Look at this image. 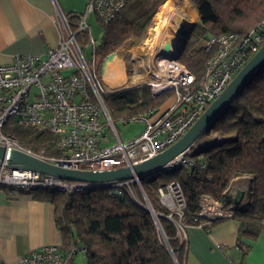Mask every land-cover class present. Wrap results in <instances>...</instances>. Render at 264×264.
<instances>
[{
  "label": "built area",
  "instance_id": "2783aa9c",
  "mask_svg": "<svg viewBox=\"0 0 264 264\" xmlns=\"http://www.w3.org/2000/svg\"><path fill=\"white\" fill-rule=\"evenodd\" d=\"M126 1L89 0L75 26L54 2L55 26L59 34L57 45L48 49L43 58L20 54L14 55L9 63L0 64L1 147L70 170L111 171L120 167L132 170L133 165L176 142L264 42V19L243 35L224 32L210 36L203 46L206 50L211 49L212 54L205 61L199 77L178 60L162 58L156 51L146 63L147 79L135 86L147 87L152 97L170 93L173 102L161 113L152 108L129 119H120L123 123L135 121L142 124L137 135L123 141L103 102V95L111 91L91 67L96 42L86 19L93 14L99 23H108ZM80 34L84 35L83 42L79 40ZM89 45L92 57L88 60L84 51ZM7 121L51 133L57 145L63 148V154L44 156L21 146L3 130ZM189 151L176 156L161 169L183 167L192 170L194 160L187 156ZM6 164L5 158L0 160V187L10 196L45 188L69 193L104 185L115 195L129 197L151 214L159 239L169 251L173 264H184L178 261L168 245L158 220L161 215L153 209L148 210L140 178L133 170L128 179L83 183L31 170L12 169ZM138 192L143 202H140ZM157 194L166 211L162 216L173 224L180 245L186 246L188 224L183 219L185 203L179 182L164 183L158 187ZM232 215V210L223 208L220 202L201 195L192 222L208 229L216 222L232 218ZM79 251L84 253L78 245L63 250L60 244H44L14 263L0 264H68Z\"/></svg>",
  "mask_w": 264,
  "mask_h": 264
},
{
  "label": "trees",
  "instance_id": "16d2710c",
  "mask_svg": "<svg viewBox=\"0 0 264 264\" xmlns=\"http://www.w3.org/2000/svg\"><path fill=\"white\" fill-rule=\"evenodd\" d=\"M166 0H127L108 23H99L101 37L93 50L91 67L100 77L102 63L110 54L146 36L153 16ZM199 20L194 23L178 61L199 77L212 50L203 46L210 36L230 32L245 34L264 19V0H188ZM72 26L77 15H67ZM84 35H79L82 41ZM83 42V41H82ZM202 43L198 45V43ZM169 93L152 97L147 87L134 86L103 95L113 122L129 119L147 109L157 108ZM21 146L44 156H60L63 148L54 135L7 121L4 129ZM198 149L191 151L195 144ZM187 153L193 169H161L140 177L142 190L152 209L160 214L159 224L168 245L184 263L186 246L180 245L173 224L163 217L157 189L164 183L179 182L185 207L183 219L193 224L199 197L206 195L233 212L238 224L236 246L242 258L249 246L241 239H256L264 233V63L214 117ZM203 164V167H200ZM245 176L248 182L243 200L234 201L232 181ZM54 206V219L61 234V248L78 245L84 249L86 264H173L169 251L159 239L151 214L129 197L93 185L69 193L51 188L31 192ZM140 202H143L138 192ZM70 263V262H69ZM68 263V264H69Z\"/></svg>",
  "mask_w": 264,
  "mask_h": 264
},
{
  "label": "crops",
  "instance_id": "0c3cea01",
  "mask_svg": "<svg viewBox=\"0 0 264 264\" xmlns=\"http://www.w3.org/2000/svg\"><path fill=\"white\" fill-rule=\"evenodd\" d=\"M88 1L0 0V64L9 63L14 55L20 54L43 58L47 50L58 43L54 2L66 15H77L79 18L85 12ZM182 2L187 4V8L192 12V23L197 22L199 16L196 9L188 0ZM89 17L95 26H99V22L93 14L87 16L91 31L92 23L89 22ZM178 20L187 24L184 18ZM151 24L152 20L150 26ZM150 26L147 28L148 32ZM142 40L130 39L124 50L133 51V47ZM98 41L95 40L96 44ZM119 51L108 55L101 66V79L104 82L112 77L111 80L116 82L113 83L115 87L126 82L125 78L119 82L115 77L114 68H121L122 74L124 73L123 60L119 58L122 54ZM172 102L173 98L169 93L156 108L157 112L165 111ZM239 177L232 181L231 187ZM245 188L243 186L232 189L233 197L236 191H240L239 200L242 201ZM237 232L238 224L232 218L216 222L208 229L193 224L187 225L184 264H264V233L254 240L241 239L249 246L248 253L242 258L241 250L236 246ZM61 243V234L55 223L54 206L51 203L29 192H17L10 196L0 187V262L14 263L41 245ZM74 258L75 255L72 257V264L76 262Z\"/></svg>",
  "mask_w": 264,
  "mask_h": 264
},
{
  "label": "water",
  "instance_id": "95a60500",
  "mask_svg": "<svg viewBox=\"0 0 264 264\" xmlns=\"http://www.w3.org/2000/svg\"><path fill=\"white\" fill-rule=\"evenodd\" d=\"M194 23L179 25L173 30L174 36L179 40L164 39L157 54L165 59L178 60L180 54L186 47ZM264 63V42L258 50L251 55L247 62L238 70L221 93L213 99L198 119L187 129V131L172 145L155 156L143 160L132 166V170L138 178L151 174L161 168L176 156L189 150L199 136L209 126L214 117L230 101L235 93L244 86L253 73ZM7 160L6 166L12 169L31 170L42 174L55 176L59 179L83 182V183H106L131 178L133 175L129 167H120L111 171H78L65 169L44 160L30 156L24 152L9 149L5 150L0 146V160ZM241 196L236 191L234 201L237 202ZM148 210H152L149 201H145ZM147 209V208H145ZM153 212V211H152Z\"/></svg>",
  "mask_w": 264,
  "mask_h": 264
},
{
  "label": "rangeland",
  "instance_id": "374dc122",
  "mask_svg": "<svg viewBox=\"0 0 264 264\" xmlns=\"http://www.w3.org/2000/svg\"><path fill=\"white\" fill-rule=\"evenodd\" d=\"M162 6V5H161ZM160 6V7H161ZM187 4H183L182 0L181 2L177 0L172 1L171 9L172 14L170 17L166 20V23L164 24V30L157 32V30H152L154 26V22H156L158 18V11L156 15L154 16L152 20V24L149 28V32L147 31L145 38L133 47V51H126L124 48L119 51L122 55V57H119L123 60L124 64V78L126 79V82L123 83L121 86H114L113 83H116L114 80H104L105 87H107L111 92L118 91L123 88H130L134 87L136 83H140L142 81H145L147 79V72H146V63L149 59V57L154 54L156 51L160 49V45L164 39H170V40H177L179 41L173 34V30L180 25V23L175 24L174 20L177 21L178 18H184L185 21H187V24L192 23L193 16L192 12L189 10V7L187 8ZM159 7V8H160ZM176 17V19H174ZM89 22L92 23L91 17H89ZM184 23H181L183 25ZM99 25V23H98ZM185 25V24H184ZM91 35L92 37L98 41V39L101 36V28L100 26H95L93 23L91 25ZM167 31V32H166ZM166 33V34H165ZM202 43H198V45H201ZM85 57L86 59H91L92 57V47L91 45L85 47ZM119 56V55H118ZM102 74V70H100V78ZM103 81V80H102ZM106 81H112L111 83ZM116 123V129L118 132V135L121 140L126 141L128 138H131L135 135H137L142 128V124L139 122L131 121L128 123L121 122L120 119L115 121ZM203 144L202 142H199L198 144H195V147L192 149L196 150L198 149L199 145ZM193 147V146H192ZM248 178L245 176H240L238 179H236L232 185L231 189H238L247 185ZM74 260L76 261L74 264H86V258L83 252L79 251L75 254ZM72 264V259L70 260V263Z\"/></svg>",
  "mask_w": 264,
  "mask_h": 264
},
{
  "label": "bare ground",
  "instance_id": "6f19581e",
  "mask_svg": "<svg viewBox=\"0 0 264 264\" xmlns=\"http://www.w3.org/2000/svg\"><path fill=\"white\" fill-rule=\"evenodd\" d=\"M172 1L173 0H167L166 2H164L162 4V6L159 8L158 11V18L156 20V22H154V26L152 28V30H157V32H159V34L161 33V31L164 30V24L166 23V20L170 17V15L172 14V9H171V5H172ZM176 19V18H174ZM168 21V20H167ZM175 24H181V20L175 21ZM167 32V31H166ZM166 34V33H165ZM121 69V68H120ZM118 68H114V72H115V77L118 79V81L120 82L121 80H124V76L122 74V70H120ZM104 74H106V70H107V66L104 69ZM108 74V73H107ZM112 78V77H110ZM115 79V78H114Z\"/></svg>",
  "mask_w": 264,
  "mask_h": 264
}]
</instances>
